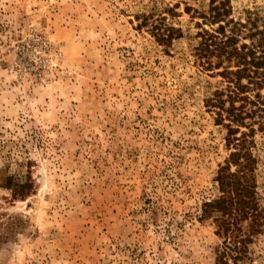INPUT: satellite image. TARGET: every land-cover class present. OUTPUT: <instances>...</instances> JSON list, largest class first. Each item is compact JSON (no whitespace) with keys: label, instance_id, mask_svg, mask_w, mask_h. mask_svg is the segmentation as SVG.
<instances>
[{"label":"rangeland","instance_id":"1","mask_svg":"<svg viewBox=\"0 0 264 264\" xmlns=\"http://www.w3.org/2000/svg\"><path fill=\"white\" fill-rule=\"evenodd\" d=\"M210 2L0 0V264L215 263L223 239L199 215L231 149L203 101L221 78L193 55ZM154 27L176 30L159 44ZM27 171L12 197L5 177ZM247 255L264 264V233Z\"/></svg>","mask_w":264,"mask_h":264},{"label":"trees","instance_id":"2","mask_svg":"<svg viewBox=\"0 0 264 264\" xmlns=\"http://www.w3.org/2000/svg\"><path fill=\"white\" fill-rule=\"evenodd\" d=\"M231 14L229 0H211L207 12L199 13V40L193 47L201 69L221 78L223 86L203 101L215 122L225 127V145L231 149L215 177L219 195L205 200L199 215L223 239L214 264L245 260L250 243L264 233V204L251 151L253 136L264 133V13L246 9L244 17ZM175 30L154 27L152 34L159 44H167ZM4 181L12 197L24 198L34 189L30 171L23 179L9 175Z\"/></svg>","mask_w":264,"mask_h":264}]
</instances>
